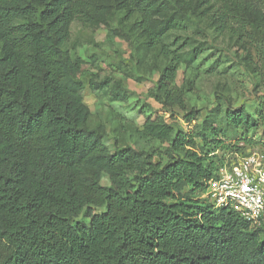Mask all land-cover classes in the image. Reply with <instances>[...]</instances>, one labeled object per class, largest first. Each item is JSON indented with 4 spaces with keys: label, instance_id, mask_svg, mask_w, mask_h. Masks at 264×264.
Instances as JSON below:
<instances>
[{
    "label": "trees",
    "instance_id": "1",
    "mask_svg": "<svg viewBox=\"0 0 264 264\" xmlns=\"http://www.w3.org/2000/svg\"><path fill=\"white\" fill-rule=\"evenodd\" d=\"M117 3L154 46L163 31L150 26V3ZM101 13L88 0H0V264H264V230L201 197L229 154L246 153L226 129H257L264 111L258 121L216 108L198 128L168 51L151 96L178 107L186 129L147 116L143 131L163 149L110 150L87 126L82 60L67 50L72 22Z\"/></svg>",
    "mask_w": 264,
    "mask_h": 264
},
{
    "label": "rangeland",
    "instance_id": "2",
    "mask_svg": "<svg viewBox=\"0 0 264 264\" xmlns=\"http://www.w3.org/2000/svg\"><path fill=\"white\" fill-rule=\"evenodd\" d=\"M88 1L99 4L102 13L94 23L72 22L67 50L82 60V97L90 111L87 126L100 130L110 150L122 146L163 149L165 145L151 141L143 131L147 116L175 130L186 129L178 107L151 96L159 70L169 61L168 51L179 57L174 84L184 93L187 107L198 111V128L216 108L241 107L260 121L264 111V0H182L193 10L189 15L178 13L170 0H144L150 3L152 30L163 31L154 46L144 42L135 16L117 0ZM218 17L224 18L223 23ZM226 134L229 146L264 155V125L260 122L248 133L227 128ZM101 183L108 184L106 174ZM84 220L83 215L75 219Z\"/></svg>",
    "mask_w": 264,
    "mask_h": 264
},
{
    "label": "built area",
    "instance_id": "3",
    "mask_svg": "<svg viewBox=\"0 0 264 264\" xmlns=\"http://www.w3.org/2000/svg\"><path fill=\"white\" fill-rule=\"evenodd\" d=\"M201 197L264 230V155L256 150L229 154Z\"/></svg>",
    "mask_w": 264,
    "mask_h": 264
}]
</instances>
